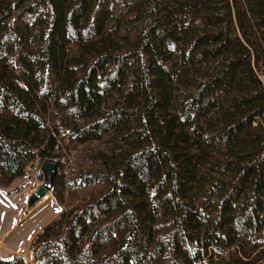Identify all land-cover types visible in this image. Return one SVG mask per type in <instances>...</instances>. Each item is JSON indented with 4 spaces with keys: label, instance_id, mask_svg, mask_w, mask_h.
<instances>
[{
    "label": "trees",
    "instance_id": "trees-1",
    "mask_svg": "<svg viewBox=\"0 0 264 264\" xmlns=\"http://www.w3.org/2000/svg\"><path fill=\"white\" fill-rule=\"evenodd\" d=\"M48 160L31 264H264V0H0V189Z\"/></svg>",
    "mask_w": 264,
    "mask_h": 264
},
{
    "label": "rangeland",
    "instance_id": "rangeland-1",
    "mask_svg": "<svg viewBox=\"0 0 264 264\" xmlns=\"http://www.w3.org/2000/svg\"><path fill=\"white\" fill-rule=\"evenodd\" d=\"M41 167L40 163L34 165L25 179L15 182L7 190L0 189V264L17 257L31 264L29 256L33 240L65 210L51 194L47 196L48 202L29 209V200L44 183Z\"/></svg>",
    "mask_w": 264,
    "mask_h": 264
},
{
    "label": "water",
    "instance_id": "water-1",
    "mask_svg": "<svg viewBox=\"0 0 264 264\" xmlns=\"http://www.w3.org/2000/svg\"><path fill=\"white\" fill-rule=\"evenodd\" d=\"M61 166L60 161L48 160L42 164L41 172L44 176V183L40 186L29 200L28 207L33 209L35 206L41 203L53 191L55 180L59 175V169Z\"/></svg>",
    "mask_w": 264,
    "mask_h": 264
},
{
    "label": "bare ground",
    "instance_id": "bare-ground-1",
    "mask_svg": "<svg viewBox=\"0 0 264 264\" xmlns=\"http://www.w3.org/2000/svg\"><path fill=\"white\" fill-rule=\"evenodd\" d=\"M50 200V198L49 197H47V198H44L42 201H41V203L40 204H44L45 202H48Z\"/></svg>",
    "mask_w": 264,
    "mask_h": 264
},
{
    "label": "built area",
    "instance_id": "built-area-1",
    "mask_svg": "<svg viewBox=\"0 0 264 264\" xmlns=\"http://www.w3.org/2000/svg\"><path fill=\"white\" fill-rule=\"evenodd\" d=\"M24 254L26 253V251L23 252Z\"/></svg>",
    "mask_w": 264,
    "mask_h": 264
}]
</instances>
